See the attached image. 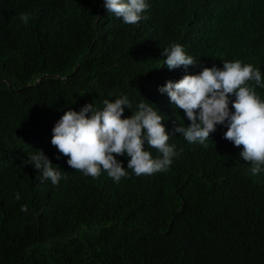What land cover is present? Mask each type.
<instances>
[{
  "label": "trees",
  "instance_id": "obj_1",
  "mask_svg": "<svg viewBox=\"0 0 264 264\" xmlns=\"http://www.w3.org/2000/svg\"><path fill=\"white\" fill-rule=\"evenodd\" d=\"M42 2L0 0V264H264V245L254 237L264 219H255L250 231L247 228L255 211L254 205L243 206L242 197L246 195L248 202L255 196H247L246 178H240V193L235 196L240 222L226 236L212 227L211 236L205 233L209 227L204 221L221 205L220 188L233 167L230 142L220 140L227 131L224 125L200 146L184 143L175 133L168 142L178 144L172 167L139 176V183L129 185L122 198L112 195L116 184L106 172L95 179L85 176L72 169L57 148L47 156L66 177L57 186L50 180L41 182L40 173L24 162L19 154L29 149L37 134L45 135L46 128L52 139L53 127L65 111L84 103L102 106L100 98L84 92L90 82L103 88L104 81L122 95L142 64V39L122 24L111 22V39L99 35L92 45L81 47L69 36V23L42 13ZM19 3L22 13L31 12L27 24L16 18ZM204 9L199 2L168 8L163 1L151 2L149 13H158L162 25L148 27L155 25L172 37L191 30L184 37L200 55L219 52L230 45L231 37L222 23L204 24ZM76 64L80 69L70 81L52 77L36 81L45 73L68 75ZM95 77L97 81H90ZM34 121L44 124L39 133L32 127ZM117 160L127 167L126 156ZM256 177L252 188L260 206L264 172ZM22 205H27L26 212L20 210ZM151 227L158 228V240L149 254L140 257L138 243L153 235Z\"/></svg>",
  "mask_w": 264,
  "mask_h": 264
},
{
  "label": "clouds",
  "instance_id": "obj_2",
  "mask_svg": "<svg viewBox=\"0 0 264 264\" xmlns=\"http://www.w3.org/2000/svg\"><path fill=\"white\" fill-rule=\"evenodd\" d=\"M157 1H163L165 8L203 3L204 24L216 27L222 23L231 37L230 45L203 56L184 37L187 31L190 36L191 30L183 29L180 37L166 35L165 30L160 32L157 26L162 25L161 17L158 13H149L151 2ZM65 2L43 0L40 9L69 23V36L75 44L88 47L99 35L111 39L114 35L108 29L111 22H118L142 39L139 43L142 64L130 76L122 95L108 89L104 81L103 88L90 82L84 92L100 98L102 106L93 103L72 106L55 123L52 139L46 128L45 135L37 134L29 149L19 154L40 173L41 182L50 180L57 186L61 179H66L47 157L51 149L57 148L68 157L67 164L85 176L95 179L106 172L116 184L112 195L122 198L129 185L139 183V176L165 173L172 167L173 159L178 156V144L168 142H173L171 137L175 133L180 134L184 143L200 146L224 125L227 131L220 140L224 142L225 138L230 142L233 167L220 188L221 205L209 212V219L204 221L209 227L205 233L211 236L212 227L213 232L226 236L240 222L239 198L235 196L240 193L242 177L250 181L247 196H255L248 202L246 195L242 197L246 209L254 205L255 213L247 221L248 230L255 219H264V202L257 205L259 197L252 188L256 175L264 172V0ZM22 5H17V11ZM30 15V11H20L16 18L21 24H27ZM150 23L157 26L148 27ZM80 65L76 64L68 75L45 73L36 81L42 77L70 81ZM90 81H97L96 77ZM171 115L179 118L171 120ZM43 126L41 122H32L37 133ZM117 156L128 158L126 168ZM15 198L19 200L20 194L16 193ZM20 210L26 212L27 205H22ZM157 229L151 227L153 235L140 239L136 251L140 257L149 254L158 240ZM256 236L262 242L260 245H264V227L257 230Z\"/></svg>",
  "mask_w": 264,
  "mask_h": 264
},
{
  "label": "bare ground",
  "instance_id": "obj_3",
  "mask_svg": "<svg viewBox=\"0 0 264 264\" xmlns=\"http://www.w3.org/2000/svg\"><path fill=\"white\" fill-rule=\"evenodd\" d=\"M31 87V86H30Z\"/></svg>",
  "mask_w": 264,
  "mask_h": 264
}]
</instances>
